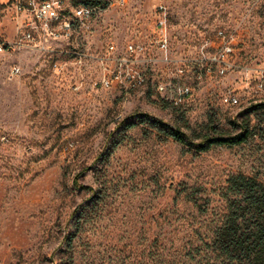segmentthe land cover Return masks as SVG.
Segmentation results:
<instances>
[{"label":"rangeland","instance_id":"rangeland-1","mask_svg":"<svg viewBox=\"0 0 264 264\" xmlns=\"http://www.w3.org/2000/svg\"><path fill=\"white\" fill-rule=\"evenodd\" d=\"M14 1L0 0L9 45L0 52V264L186 263L221 209L227 176L264 181V109L247 111L264 102V0H101L54 53L22 40ZM229 36L232 67L207 72L206 57ZM128 42L142 48L123 68L143 82L102 85ZM180 85L189 86L177 104L187 126L161 100ZM229 91L238 103L223 102ZM144 113L193 141L244 122L253 133L198 151L158 133Z\"/></svg>","mask_w":264,"mask_h":264},{"label":"trees","instance_id":"trees-1","mask_svg":"<svg viewBox=\"0 0 264 264\" xmlns=\"http://www.w3.org/2000/svg\"><path fill=\"white\" fill-rule=\"evenodd\" d=\"M79 2L102 6L101 0H79ZM5 46L9 45L5 42ZM161 100L167 105H173L175 112L187 126L184 114L180 113L177 104L163 97ZM261 109H264V102H256L249 105L247 111ZM139 116L140 120L149 122L158 133L198 151L207 150L213 145H239L246 142L253 133L249 124L244 122L239 125L236 132L203 133L198 141H193L178 124H169L146 113ZM211 116L210 122L213 121ZM133 124L134 122H129L125 128ZM73 183L78 187L91 189L86 184L77 183V176L74 177ZM219 195L223 204L217 217L207 227L208 232L200 237V244L186 255L187 262L181 264H264V181L252 174L233 172L220 187ZM189 199L198 205L195 199L191 197Z\"/></svg>","mask_w":264,"mask_h":264},{"label":"built area","instance_id":"built-area-1","mask_svg":"<svg viewBox=\"0 0 264 264\" xmlns=\"http://www.w3.org/2000/svg\"><path fill=\"white\" fill-rule=\"evenodd\" d=\"M15 10L21 14L18 19V32L21 34L22 40L26 41L31 46L37 47L43 52H56L60 45V41L68 40L77 24H84L93 16L96 10L99 9L96 5L85 4H66L64 0H15L13 2ZM158 24H162L166 20L165 7L160 5L157 7ZM217 37L224 36L223 30L219 29L216 32ZM231 36L219 42L213 54L206 57V62L203 67L207 72H211L214 67L218 72L223 73L232 67L229 61V56L233 52ZM161 47L166 46V38L156 40ZM113 48L111 44L109 46ZM6 48L5 42L0 40V52ZM125 53L118 57L119 67L114 69L109 74H104L99 78V83L109 85L113 81L125 82L129 81L132 84H141L143 82L142 74L137 71L124 69V65L137 62L136 54L140 52L141 45L128 42L125 46ZM62 52V50L60 51ZM76 54L81 55L79 52ZM18 68L14 67L13 71ZM181 71V70H180ZM257 89L264 91V75L257 80ZM163 83H159V88H164ZM177 97H166L175 104H179L182 97L189 93V86L180 85L177 90ZM222 100L228 104L238 103V98L233 93L226 92L222 95ZM1 140H6L3 135Z\"/></svg>","mask_w":264,"mask_h":264}]
</instances>
